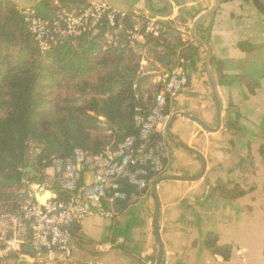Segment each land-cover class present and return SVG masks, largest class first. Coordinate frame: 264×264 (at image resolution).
<instances>
[{
	"label": "crops",
	"instance_id": "0c3cea01",
	"mask_svg": "<svg viewBox=\"0 0 264 264\" xmlns=\"http://www.w3.org/2000/svg\"><path fill=\"white\" fill-rule=\"evenodd\" d=\"M14 1L27 9L42 0ZM104 1L117 11L135 9L150 15L144 0ZM166 1L173 7L167 20L190 37L193 47L186 70L181 69L189 76V85L169 103L172 117L178 115L171 132L200 153L206 170L197 181H165L158 186L162 264H264V0H221L218 12L197 29L211 49L210 68L223 103L221 128L215 132L180 116L197 117L213 130L218 127L217 102L206 72L207 48L190 36L197 19L214 7L215 0ZM150 3L166 11L159 0ZM154 74L156 84L167 76L158 68ZM241 76L255 82L252 91L241 83ZM167 129H159L168 142L166 175L200 176L201 156L172 142ZM155 204L151 189L115 222L86 220L74 235V252L65 264H138L136 258L142 264H157ZM208 234L231 247L228 259L205 246ZM117 238L124 239L121 249L102 250L104 243ZM20 264L37 263L21 260Z\"/></svg>",
	"mask_w": 264,
	"mask_h": 264
},
{
	"label": "trees",
	"instance_id": "16d2710c",
	"mask_svg": "<svg viewBox=\"0 0 264 264\" xmlns=\"http://www.w3.org/2000/svg\"><path fill=\"white\" fill-rule=\"evenodd\" d=\"M94 1L42 0L34 8L54 29L59 13ZM24 11L14 0H0V214L20 209L22 181L39 178L44 160L69 159L76 149L100 153L136 135V109L149 113L164 83L154 82L157 68L164 76L185 71L193 55L190 37L170 20L153 26L154 16L135 9L119 15L115 26L104 16L78 37L59 36L43 54ZM136 25L133 46L128 31ZM240 81L251 91L256 85L245 76ZM129 206L120 205L119 214ZM205 246L225 259L231 254L215 234Z\"/></svg>",
	"mask_w": 264,
	"mask_h": 264
},
{
	"label": "built area",
	"instance_id": "2783aa9c",
	"mask_svg": "<svg viewBox=\"0 0 264 264\" xmlns=\"http://www.w3.org/2000/svg\"><path fill=\"white\" fill-rule=\"evenodd\" d=\"M119 15L124 18L127 12L95 0L87 8L62 11L51 29L36 8L24 11L25 22L43 54L57 44L59 36L78 37L85 27L98 25L104 16L115 26ZM157 20H151L153 26ZM140 30L136 25L128 31L133 46ZM189 82V76L181 71L167 75L152 110L144 113L136 109V135L100 153L76 149L69 159L44 160L39 178L23 179L22 206L17 212L0 214V264H20L21 260L65 264L77 240L73 226H82L95 217L115 220L120 205L142 201L154 181L167 174L166 133L159 129L168 126L172 117L169 103ZM123 246L124 239L117 238L104 243L102 250L112 252Z\"/></svg>",
	"mask_w": 264,
	"mask_h": 264
},
{
	"label": "water",
	"instance_id": "95a60500",
	"mask_svg": "<svg viewBox=\"0 0 264 264\" xmlns=\"http://www.w3.org/2000/svg\"><path fill=\"white\" fill-rule=\"evenodd\" d=\"M159 1L162 3V5H163V7L165 8L166 11L164 12V11L156 10L151 5V3H150L151 0H144V6H145V9H146L147 13L150 14L151 16H154V17L158 18L159 20H167V19L171 18L172 15H173V7L166 0H159ZM220 7H221V0H215L214 7L197 19V21L195 22V24H194V26H193V28L191 30V33H190L191 38L195 42H197V43H199V44H201V45H203V46H205L207 48L206 72H207V75L209 77V80H210V83H211V86H212V89H213V93H214V96H215V99H216V102H217L218 127H217V129L213 130L212 128L208 127L205 122H203L201 119H199L197 117H193V116H190V115H187V114H180V116L185 117L187 119H190V120L198 123L204 130H206L208 132H215V131H217V130H219L221 128L222 115H223V103H222L221 98H220V93H219L218 86L216 84V81H215V79L213 77V74H212L211 68H210L211 49H210L209 45L205 41H203L201 38H199V36L197 35V29L199 28V26L204 21H206L208 18H210L211 16L216 14L218 12V10L220 9ZM177 116L178 115L173 116L171 118L169 124H168L167 137L172 142H174L175 144L179 145L181 148L200 155V153L198 151L188 147L187 145H185L184 143L180 142L179 140H177L173 136V134L171 132V128H172L173 123H174L175 119L177 118ZM201 158H202V161H203L204 165H203V172H202V174L200 176L193 177V178H188V177H180V176H175V175H165V176H162V177L158 178L153 183L152 191H153V194L155 196V201H156V204H155V217H154V228H155V233H156L157 240H158V242L160 244V255H159V259H158L157 264H162L163 263V257H164V244H163V241L161 239L160 229H159V222H158V220H159V212H160V202H159V197H158V192H157L158 186L162 182H165V181L193 182V181H197V180L201 179L202 176L205 173V170H206L205 160H204V158L202 156H201Z\"/></svg>",
	"mask_w": 264,
	"mask_h": 264
},
{
	"label": "rangeland",
	"instance_id": "374dc122",
	"mask_svg": "<svg viewBox=\"0 0 264 264\" xmlns=\"http://www.w3.org/2000/svg\"><path fill=\"white\" fill-rule=\"evenodd\" d=\"M179 71H181V69H177L175 72H179ZM185 90V89H184ZM167 142V141H166ZM167 146H168V142H167ZM93 219H102V220H107V221H109L108 219H105V218H101V217H95V218H93ZM74 252V251H73ZM59 262L58 261H55V262H52V263H50V264H58Z\"/></svg>",
	"mask_w": 264,
	"mask_h": 264
}]
</instances>
